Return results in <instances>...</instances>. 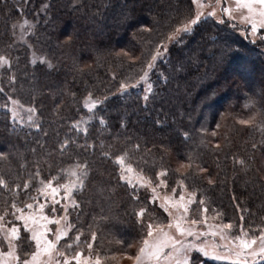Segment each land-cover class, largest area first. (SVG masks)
I'll list each match as a JSON object with an SVG mask.
<instances>
[{
    "label": "trees",
    "instance_id": "1",
    "mask_svg": "<svg viewBox=\"0 0 264 264\" xmlns=\"http://www.w3.org/2000/svg\"><path fill=\"white\" fill-rule=\"evenodd\" d=\"M194 17L191 0H0L3 221L16 225L11 204L26 212L49 183L76 176L69 240L92 243L107 264L135 257L141 220L165 225L168 216L122 180L125 164L152 182L166 173L170 189L183 185L197 219L207 208V221L231 224L235 236L264 231V33L255 40L249 27L207 18L148 69ZM145 72L149 94L139 85ZM13 101L34 109V123L13 119Z\"/></svg>",
    "mask_w": 264,
    "mask_h": 264
},
{
    "label": "rangeland",
    "instance_id": "2",
    "mask_svg": "<svg viewBox=\"0 0 264 264\" xmlns=\"http://www.w3.org/2000/svg\"><path fill=\"white\" fill-rule=\"evenodd\" d=\"M194 6L195 15L197 11V5H202V8L200 9L203 13L201 16V19L197 22V24L192 25V30L198 25L202 20H205L207 18H212L216 21H222V19L230 20L234 23H237L238 25L246 28H251L252 25L250 23H246L243 20V16L248 15L247 9H239L237 10L236 6V0H195V3L193 0H191ZM227 7L231 10L232 15L229 16L227 13L223 11V9ZM259 10L260 6H255ZM215 12L216 15L212 16L209 15V13ZM195 18V17H194ZM191 30V31H192ZM190 31V32H191ZM189 33V32H187ZM264 33V27H260L259 24H257V31L255 33L251 32L250 35L253 39L257 40L259 37L258 35ZM185 34V32H181L180 36ZM262 36V35H261ZM175 42L169 40L166 44L162 55L157 56L155 60L152 61V64H156L158 60L162 59L164 53H166L169 48L174 44ZM149 76H147L145 79H142L139 83V85H142L144 88L146 94H149L151 92V85L149 83ZM128 89L124 90L127 91ZM95 104V107H92L91 110L95 109L98 106V103L91 102ZM89 108V106H88ZM13 119L15 121H18L22 124H30L34 123V111L29 112L27 108L21 106V104L14 103L9 108ZM128 167L123 164L121 168L122 172V180L127 182L130 186L140 188L142 190L147 191L148 195L151 197V202L157 204L168 216V222L167 224L163 225L164 230L169 232L170 235L174 236L176 239H182L186 243H195L197 245H200L202 242L207 243L208 245L216 244V252L220 253L221 255H230L231 259H221V260H215L211 259L209 257H204L202 255H197L195 252L192 253V257L197 256L198 259L203 260H209L216 263H227V264H234V261L236 260L234 253H229L227 248L224 247V245H228L229 247H232L234 244H238L239 240L236 239L237 237L243 238L245 240L251 239V237L241 234L240 236L233 235L231 229H224L222 224H215L212 222H208L205 218V212L202 213L201 219H197L198 216L193 215L192 207L196 202V196L189 192L183 185H178L176 187H173L172 189L169 188V184L164 180V175H159L156 182H152L146 177L137 174L133 169L131 172H129ZM72 178L71 180L67 181L68 183L65 186H52L51 188L45 187L44 191L41 192L40 196L37 197L36 201L33 202V208L28 209L26 212H24V215L28 216L31 215L35 217V219L38 221V223L35 225V227L40 228L41 231L45 232V235L48 239L52 240L53 242H56V235L59 234L60 230L64 229L67 232V235L63 236L59 242L56 245V250L52 253L53 255V261L52 264H56L57 261H59V264H64L65 259H68L70 261V264H77V261L74 259L77 253L82 254L80 256V262L79 264H85V260H87V264H96L97 255L92 251V247L89 249L88 246L86 248H82L78 245V241L76 240H69L70 233L72 231V226L70 223V217L68 216L67 209L68 206H71L70 201L73 203V194L76 192V189L79 188V180L75 178ZM76 179V180H75ZM73 180V181H72ZM52 188H56L57 192L53 193ZM155 188V192L152 191V189ZM70 189V191H69ZM180 196L184 197L183 201H180ZM41 199V200H40ZM39 200V201H38ZM189 200H192V203H188ZM43 205V209L40 208V205ZM161 205H165L167 208V211H165L164 207H161ZM173 205H176L175 207ZM183 206L188 207V213L186 222L183 224L184 227H192L193 230L197 233H207V235L199 236L197 238L196 236L191 237H181L180 234L176 231L175 227L169 229L167 228V225L169 223L173 222V217L179 216L183 212ZM54 209V211H53ZM171 212L172 215H169L168 213ZM46 216L48 217V220H59L60 223H49L48 220L41 219V217ZM197 219L199 221H203L201 223H198L196 225H191V220ZM23 220H17L16 225L9 224L5 221H0V225H3L5 228H11L13 226L20 229V235H22V232L25 235H28V237L31 236L30 232H26ZM28 226L31 228L34 225L31 221L28 222ZM221 231L223 232L228 239H221L220 235L212 236V232ZM4 233L1 231L2 237ZM157 236H159L158 233H154L153 239H155ZM79 240V239H78ZM17 255L21 256V259L25 258L27 254V258L30 259L31 253H22V248L19 244V241L17 242ZM33 251H34V242H32ZM92 245V243H91ZM260 242L257 239V243L252 245L251 249H245V259L247 260V264H261L264 262V257L256 256L253 257L251 255H248L247 253L256 250L259 251ZM10 249L7 248L6 244L2 241H0V264H5V259L7 260V264H17V262L13 261L11 257L5 258L3 256V253L9 251ZM208 250L211 252V247L208 248ZM238 250V249H237ZM27 251V250H26ZM165 253H169L172 250L170 248H166ZM63 252L64 256H60L59 253ZM99 258V257H98ZM48 259L47 255L41 256V261H46ZM100 264H107L103 262L99 258ZM109 264H135V259L132 257V259H129L128 256L118 257L114 260H110ZM160 264H174V261H166L164 257H161Z\"/></svg>",
    "mask_w": 264,
    "mask_h": 264
},
{
    "label": "snow or ice",
    "instance_id": "3",
    "mask_svg": "<svg viewBox=\"0 0 264 264\" xmlns=\"http://www.w3.org/2000/svg\"><path fill=\"white\" fill-rule=\"evenodd\" d=\"M195 3V0H193ZM236 6L237 10L239 9H247L248 15L243 16V20L246 23H250L252 25V32L255 33L257 31V24L260 25V27H264V0H236ZM255 6H260L259 10ZM202 5H197V11L195 18L192 19L190 22L183 25L182 28L176 29L172 36L168 37L169 40L173 42H178L180 39V33L181 32H190L192 30V25L197 24V22L201 19L202 12L201 9ZM225 13H227L229 16L232 15L231 10L227 7L223 9ZM209 15L215 16V12L209 13ZM27 23V22H25ZM162 55V53L157 50V55L153 56L152 59L155 60L157 56ZM9 65V61L7 58L0 56V66H7ZM153 67L152 63H149L147 65L148 69H151ZM147 77V72L144 73V76L141 77V79H145ZM13 103H18L17 101H13ZM89 109L91 110L92 107H95L94 103H91V100L88 103ZM29 112L34 111V109L29 108ZM241 124H247L250 123V121L241 120ZM215 135V133H213ZM218 147V145H217ZM119 162L122 164L124 162V157L119 158ZM241 164H243V161H240ZM129 172L132 171L131 166L127 169ZM203 171V170H202ZM166 173L161 172L160 175H165ZM75 175V173H73ZM211 183V181H209ZM0 186L7 188L8 185L5 183V181L0 178ZM47 187L51 188V184L49 183ZM70 191V189H69ZM153 192H155V188L152 189ZM52 192L56 193L57 189L52 188ZM184 197L180 196V201H183ZM188 203H192V200H189ZM202 204L203 201H200ZM174 207L176 205H173ZM11 207L15 209V213H13V216L16 220H23L25 223L23 227L25 228L26 232H30L31 236L27 237L25 236L24 240L21 243H28L29 246H32V242H34V251L30 254V259L27 258V254L25 258L21 259V256L17 255V247L18 241H21V235H20V229L13 226L10 229L5 228L3 225H0V231L4 233L2 237H0V241L4 242L7 246L9 251L3 253V256L5 258L11 257L13 261L17 262V264H52L53 261V255L52 253L56 250V245L59 242V240L67 235L66 230L62 229L60 230L59 234L56 235V242H53L52 240L48 239L45 235L44 231H41L40 228L35 227V225L38 223V221L35 219V217L31 215H24V208L18 207L15 203L11 204ZM26 208L32 209L33 204H26ZM161 207L165 208V211H167V208L165 205H161ZM40 208L43 209V205H40ZM54 211V209H53ZM203 212H207V208H204L202 210ZM146 212V209L141 210L139 212L140 217H144ZM16 213H19V215H16ZM188 213V207L183 206V212L179 216L173 217V222L169 223L167 225V228L171 229L175 227L176 231L180 234L181 237H191L196 236L199 238V236L207 235V233H197L193 230L192 227H184L183 224L186 222ZM7 211L4 212V214L0 215V221H3L5 216L7 215ZM169 215H172L171 212L168 213ZM41 219L48 220V217L43 216ZM31 221L34 225L33 227L28 226V222ZM49 223H56L59 224V220H48ZM203 221H199L197 219L191 220V225H196L198 223H201ZM142 224V231L145 232L146 238L142 239V246L138 250V254L134 257L135 264H160L161 257H164L166 261H174V264H195V260L192 257V253L195 252L197 255H202L204 257H209L211 259L215 260H221V259H231L232 257L230 255H221L220 253L216 252L217 245L211 244L208 245L207 243L202 242L200 245H197L195 243H186L182 239H176L174 236L170 235L169 232L164 230V226L162 224L153 222H145L141 220ZM224 229H231V224L223 225ZM154 233H158L159 236H157L155 239ZM212 236L220 235L221 239H228V237L221 231L212 232ZM247 235V233H245ZM78 240L79 237H76ZM93 240H95V235L92 237ZM236 239L239 240L238 244H234L232 247H229L228 245H224V247L227 248L229 253H234L236 260L234 261V264H247V260L245 257V249H251L252 245L257 243V239L260 242L259 251L252 250L248 252V255H251L253 257L261 256L264 257V231L260 233L259 236L255 238H251L248 240H245L243 238L237 237ZM92 247L91 244H88V248L90 249ZM211 247L212 251L210 252L208 248ZM170 248L172 251L169 253H165V249ZM238 249V250H237ZM47 255L48 259L46 261H41V256ZM60 256H64L63 252L59 253ZM82 254L77 253L74 259L77 261V264L80 262V256ZM129 259H132V257H129ZM5 264H7V260L5 259ZM56 264H59V261L56 262ZM64 264H70V261L68 259H65ZM85 264H87V260H85ZM96 264H100L99 258L96 259Z\"/></svg>",
    "mask_w": 264,
    "mask_h": 264
}]
</instances>
